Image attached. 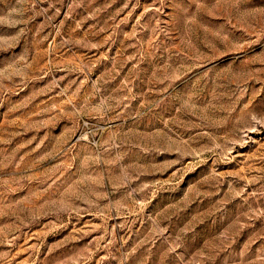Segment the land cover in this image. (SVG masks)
I'll return each instance as SVG.
<instances>
[{
    "label": "rangeland",
    "instance_id": "obj_1",
    "mask_svg": "<svg viewBox=\"0 0 264 264\" xmlns=\"http://www.w3.org/2000/svg\"><path fill=\"white\" fill-rule=\"evenodd\" d=\"M0 264H264V0H0Z\"/></svg>",
    "mask_w": 264,
    "mask_h": 264
}]
</instances>
